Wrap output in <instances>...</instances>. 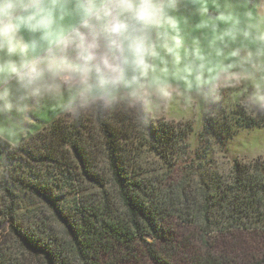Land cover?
I'll return each instance as SVG.
<instances>
[{
    "label": "trees",
    "instance_id": "trees-1",
    "mask_svg": "<svg viewBox=\"0 0 264 264\" xmlns=\"http://www.w3.org/2000/svg\"><path fill=\"white\" fill-rule=\"evenodd\" d=\"M222 116L204 117L200 145L206 134L225 145L238 127L264 126V115ZM191 130L139 128L124 113L60 117L15 148L0 144V264H264V248L243 255L210 242L264 233V160L234 159L226 174L194 181L180 160Z\"/></svg>",
    "mask_w": 264,
    "mask_h": 264
},
{
    "label": "clouds",
    "instance_id": "clouds-1",
    "mask_svg": "<svg viewBox=\"0 0 264 264\" xmlns=\"http://www.w3.org/2000/svg\"><path fill=\"white\" fill-rule=\"evenodd\" d=\"M228 93L264 114V0H0V144L53 117L146 128Z\"/></svg>",
    "mask_w": 264,
    "mask_h": 264
},
{
    "label": "rangeland",
    "instance_id": "rangeland-1",
    "mask_svg": "<svg viewBox=\"0 0 264 264\" xmlns=\"http://www.w3.org/2000/svg\"><path fill=\"white\" fill-rule=\"evenodd\" d=\"M231 95V93L226 94L224 104L212 112H205L198 108H188L181 104H177L159 114L152 120L153 122H183L191 125L192 130L190 131L186 140V152L181 154L180 160L183 166L194 171V176L192 177L194 181L197 180L200 174H204L205 178L213 175L220 176L222 174H226L229 171L234 159H237L243 163H248L256 158H261L264 160V126H241L237 129L235 128L236 126H233V130H236L233 131L234 134L228 138L225 145L217 142L211 135L206 134L205 140L202 141L203 144L200 145L197 133L202 129L203 124L206 123V119H204V117L207 118V116H211L217 120L224 121L222 115L236 109L243 110V113L246 115V117H260L245 110L239 105V103L231 100L229 98ZM55 118L56 117H53L44 121L38 119L35 121V132L33 134L40 130L44 125L51 123ZM220 136H223V134ZM196 152L200 155L204 153V156L201 158L202 163H199L196 158L194 160V155L196 156ZM3 162L4 156L3 154H0V175L2 173ZM168 162H172V159H170ZM154 163H156L158 167L161 166V164H165L159 160L158 162L155 161ZM147 164L148 165L146 166L148 167L153 166L150 165L152 164L151 162H147ZM173 173L174 170L172 171V174ZM1 190L2 189L0 188V207L3 205V201L1 200ZM23 198H26V196L24 197L23 195ZM27 200L36 201L33 198H27ZM5 201L6 200H4V202ZM6 227L7 221L3 219L0 213V238L4 236V229ZM210 242L214 243L218 250H222L224 252H232L235 250L236 252L244 255L264 248V233L260 234V237L254 235L251 232H236L231 236L225 234L216 235L215 237L211 238Z\"/></svg>",
    "mask_w": 264,
    "mask_h": 264
}]
</instances>
